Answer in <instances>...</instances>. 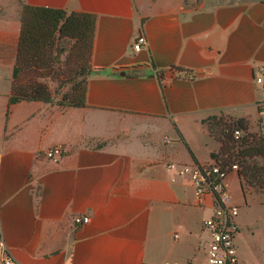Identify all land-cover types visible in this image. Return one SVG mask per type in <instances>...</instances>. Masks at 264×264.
<instances>
[{"label": "crops", "instance_id": "1", "mask_svg": "<svg viewBox=\"0 0 264 264\" xmlns=\"http://www.w3.org/2000/svg\"><path fill=\"white\" fill-rule=\"evenodd\" d=\"M24 5L96 16L84 106L11 103ZM263 109L264 0H0L6 246L19 264H199L212 201L181 168L215 159L209 116L256 125ZM239 226V264H264Z\"/></svg>", "mask_w": 264, "mask_h": 264}, {"label": "rangeland", "instance_id": "2", "mask_svg": "<svg viewBox=\"0 0 264 264\" xmlns=\"http://www.w3.org/2000/svg\"><path fill=\"white\" fill-rule=\"evenodd\" d=\"M48 46V58L54 61V67L51 70L45 69L47 57L42 51H37L36 57H32L40 67L23 76L22 81L29 78L41 80L48 84L55 99H67L71 96L74 83L80 85L83 82V72L88 66L89 47L85 42L66 36L56 39ZM205 124L219 143L218 151L213 153L216 160L224 164L239 163L243 174L247 165L262 168V180L258 183L249 182L241 174L242 188L236 175L229 177L227 183L233 199L242 206L239 222L245 244L251 241L254 247L264 249V153H258L253 148L264 137V118L256 122V125L246 123L241 128L234 123L232 117L217 114L209 116Z\"/></svg>", "mask_w": 264, "mask_h": 264}, {"label": "trees", "instance_id": "3", "mask_svg": "<svg viewBox=\"0 0 264 264\" xmlns=\"http://www.w3.org/2000/svg\"><path fill=\"white\" fill-rule=\"evenodd\" d=\"M95 26L96 16L91 13L68 12L65 9L24 5L19 55L13 72L11 103L22 99L45 102L55 100L46 82L32 78L24 82L22 77L31 72L33 73L35 69L40 67L34 61L37 51H42L46 55L47 61L44 66L45 69L51 70L54 67V61L48 58L50 53V46L48 45L54 43L56 39L66 36L87 44L89 47L88 66L83 72V82L80 85L74 83L73 90L70 93L71 96L67 99L63 97L58 100L62 103L84 106L86 104L87 75L91 71L90 54L94 41ZM57 34H59L58 37ZM233 120L241 128L246 124L243 119ZM204 121L206 122V119ZM253 148L258 153H264V137ZM246 169L245 174L241 172V176L247 178L249 182L258 183L262 180V168H258L256 165H247Z\"/></svg>", "mask_w": 264, "mask_h": 264}, {"label": "built area", "instance_id": "4", "mask_svg": "<svg viewBox=\"0 0 264 264\" xmlns=\"http://www.w3.org/2000/svg\"><path fill=\"white\" fill-rule=\"evenodd\" d=\"M147 43L144 34H140L134 44L136 50H141ZM262 78H258L261 81ZM262 114L264 115V109ZM240 133L239 130L236 131ZM67 153L62 144L48 148L43 156L54 162H59ZM2 148L0 146V161ZM239 163L224 164L213 159L206 163L193 162L184 164L181 173L191 181L195 196L199 203H204L207 198L212 201V212L203 221V231L207 239L203 242L205 251L204 259L199 264H239V255L236 238L240 231L239 215L241 204L233 199L227 180L232 173L240 177ZM77 222L87 223L88 216L76 219ZM0 264H19L12 251L5 244L0 228ZM161 264H186L179 261L166 260Z\"/></svg>", "mask_w": 264, "mask_h": 264}]
</instances>
